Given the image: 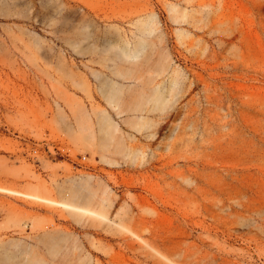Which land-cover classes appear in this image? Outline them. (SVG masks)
Listing matches in <instances>:
<instances>
[{
	"label": "rangeland",
	"instance_id": "obj_1",
	"mask_svg": "<svg viewBox=\"0 0 264 264\" xmlns=\"http://www.w3.org/2000/svg\"><path fill=\"white\" fill-rule=\"evenodd\" d=\"M82 178L100 215L2 189ZM25 263L264 264V0H0V264Z\"/></svg>",
	"mask_w": 264,
	"mask_h": 264
},
{
	"label": "bare ground",
	"instance_id": "obj_2",
	"mask_svg": "<svg viewBox=\"0 0 264 264\" xmlns=\"http://www.w3.org/2000/svg\"><path fill=\"white\" fill-rule=\"evenodd\" d=\"M123 50H124L125 54L129 55L128 57H133V55L130 54V52L128 50H126V49H123ZM171 85L174 86L175 81H173L171 83ZM153 97L156 98V103L158 105H163L165 103V99L163 98L165 96L163 95V92L159 87L156 89ZM113 99H114V96H112V101H113ZM105 120H109V119L107 117H105V118H102V120L100 121V127L102 128V130H107V127L105 125ZM89 185H90V180L88 178H82L79 181V185H78L80 188L79 187H72V188L66 190L65 193L68 194L73 199V200H68V201H57L54 199H50V198L41 196V195L36 194V193L21 192L19 190H13V189H8V188H2V189L6 190V191L13 192V193L23 194V195L29 196L31 198H34V199L47 201V202H50L53 204H59L65 208L72 209V210L77 211L81 214L100 215L99 212L90 208V206H89L90 204L95 203V200L93 198L94 194L91 196H84L82 193V189L89 187ZM75 198H79V199L84 198L86 200V204H83L79 201L74 202ZM103 217H105V216H103Z\"/></svg>",
	"mask_w": 264,
	"mask_h": 264
},
{
	"label": "built area",
	"instance_id": "obj_3",
	"mask_svg": "<svg viewBox=\"0 0 264 264\" xmlns=\"http://www.w3.org/2000/svg\"><path fill=\"white\" fill-rule=\"evenodd\" d=\"M51 146H52L51 144L44 143L43 147H39V148L35 147V148H33L31 153L35 157H37L40 153H43V152L47 153V155H50V154H52V151L50 149ZM56 149H58V151H60L59 147H54V150H56Z\"/></svg>",
	"mask_w": 264,
	"mask_h": 264
}]
</instances>
